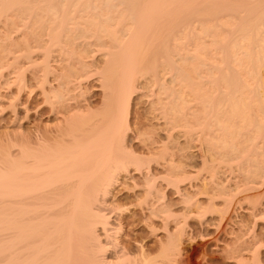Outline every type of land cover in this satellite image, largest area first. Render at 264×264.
Returning a JSON list of instances; mask_svg holds the SVG:
<instances>
[{
	"label": "bare ground",
	"instance_id": "6f19581e",
	"mask_svg": "<svg viewBox=\"0 0 264 264\" xmlns=\"http://www.w3.org/2000/svg\"><path fill=\"white\" fill-rule=\"evenodd\" d=\"M10 8L20 10L17 13L22 10L33 13L30 16L28 11L26 15L24 12L20 14L23 18L22 14L34 18L39 25L33 29L37 38L29 46L36 51L46 49L49 53V45L66 42L74 48L71 41L75 43L77 35L70 31L86 26L91 36L95 35V42L84 41L86 32L82 31L87 30L85 27L77 37L84 36V42L79 45L76 40L79 47L75 43V52L84 55L85 47L88 50L90 45L112 47L103 58L111 66L109 72L113 71V75L107 81L109 94L104 102L105 113L101 112L99 116L94 113L91 118L88 115L86 124L79 119L87 125L86 128L84 124H81L84 128L74 126L66 133L67 137L54 143L47 140L51 136L47 130H39L36 136L33 135L35 138L24 136L17 148V144H13L15 149L6 146L7 149L0 154V264L179 263L181 245L173 237L177 231L171 234L165 229L166 206L162 202L144 206L148 218L163 223L162 229L168 234L164 238L158 237L156 251L143 245L127 247L116 240L120 228L119 215L115 212L118 207L108 202L109 186L120 170L131 165L137 166L138 170L141 166L140 158L126 150L120 136L127 125L129 92L135 86L138 73L152 71L153 80L159 84L158 92L171 96L168 98L167 95L170 110L178 109L182 113V107L193 98V102L199 99L200 108L208 104L202 111L209 106V113L206 112L209 116L206 115L205 121L202 118L204 125L198 124L204 128L213 119L212 122H216L213 127L217 124L222 134L216 136V131L214 140L204 130L215 141L214 147H219L218 151H212L211 143L210 150L206 146L207 151L225 158L222 161L226 165L229 158L234 157L237 161L242 158L249 168L245 170L241 163L244 169L241 172H246V178L250 173L256 177L264 170V0H0V18ZM42 15H45V21ZM47 28L50 31L46 37L48 40L42 36ZM190 42L195 43H192L193 48H189ZM186 43H189L188 47L183 51ZM186 48L192 49L188 51ZM46 57L44 71L50 69ZM82 60L79 57L78 63L85 69L87 66ZM159 67L169 76L159 75L162 73ZM77 68H71L72 74L80 73ZM158 75L164 78L161 80ZM203 85L211 86L210 92ZM185 96L193 98L187 100ZM210 152H207L209 161L214 154L210 158ZM217 157L213 156L214 162H218ZM222 161L217 163L218 166ZM174 174L178 173L174 171L172 176ZM148 178L151 177H145V180ZM173 178L177 180L175 176ZM249 179H245L249 181L245 182L246 190L243 187L244 192L240 190L238 193L247 194L254 190L256 180L253 183ZM250 181L255 184L253 187L248 185ZM149 186L145 189L146 195L153 188V185ZM216 189L217 195L223 198L231 194L223 187ZM238 193L234 194L237 196ZM251 194H247L248 198ZM252 238V242L243 241L230 249L231 257L237 258L236 264H260L259 252L254 247L259 241L255 236Z\"/></svg>",
	"mask_w": 264,
	"mask_h": 264
},
{
	"label": "rangeland",
	"instance_id": "374dc122",
	"mask_svg": "<svg viewBox=\"0 0 264 264\" xmlns=\"http://www.w3.org/2000/svg\"><path fill=\"white\" fill-rule=\"evenodd\" d=\"M17 11L19 12L20 10ZM17 11L15 9L11 10V8L6 9L0 18V49H5L0 50V154L9 145L10 148L8 149H12L11 146L13 144H17V148L24 136L35 138L36 132L39 130H47L49 132L51 136H47L48 141L52 143L58 142L61 138L67 137L66 133L70 129H74V126L82 128V125L87 123L88 115L89 117H93L94 113L96 114L95 116L102 115L106 111L104 102L108 99L109 94L107 90L109 87L108 79L110 75H113V71L109 72L111 71V66H108L105 57L103 58V54L112 51V47L105 45L107 48L105 46H100L102 47L100 48L90 45L88 50L87 47H85L86 49L83 48L86 50L84 55L82 53L83 56L80 52H75L76 40L79 42V45L81 41L84 42L86 39L91 44L95 42V35L91 36V31L86 26L89 32L83 30L84 26L83 29L73 28L70 31L71 34L77 35L75 43L71 41L74 48L72 44L66 42L54 44L53 46L49 45V53L46 49L36 51V48L29 46L37 38L34 34L36 32L33 29H36L39 25L34 18L25 17L28 14V10L20 12L25 13V15L22 14L24 18ZM28 12L29 16L33 14L30 10ZM42 19L45 21V15H42ZM82 19L80 21H83ZM81 31L83 33L86 32V37H82L85 39L84 41L81 37V39L77 38ZM49 33L48 28L44 30L42 36L45 38H43L49 37ZM79 36H82V34ZM192 43L190 42L191 46L189 45V48L195 44L193 43L192 45ZM78 44L77 47H79ZM188 44H184L183 51H185V47H188ZM98 49L102 50L99 51ZM40 50L41 55L39 54ZM106 50L108 51L106 52ZM43 51L46 52V56L50 55L46 57ZM26 53L29 55L26 56ZM42 53L47 58L45 61L49 62V70L44 71L43 69L45 57ZM79 57L86 64L85 66L87 67H84L85 69H82L79 65ZM71 65L75 68L78 67L77 69L80 73H76V75L72 74ZM158 69L162 72L159 75H165V78L169 76V73L166 72L165 74L160 67ZM139 74H137L138 77L136 76V81L134 82L136 88L134 89L135 86H133V89L129 92L127 125H125L124 132L122 131L120 136L121 142H125L126 150L140 158L141 163L139 165L141 166H139L140 168L138 167V170L137 166L133 165L128 166L126 170H120L118 176L113 179L112 184L109 186V197H107L108 202H111L109 204L120 208L115 210L116 215H119L117 221L120 223L119 232L117 231L118 234L116 233V240L127 247L128 245L133 247L143 245L145 248L156 251L154 249L158 248V237L164 238L168 235L166 234L167 232H172L171 234H173L177 231L176 235H173L177 241L179 240L178 242L181 245L179 255L181 259H179V263L177 264H236L237 258L233 259L231 257L230 252L232 250L230 249L235 245L238 246V243L239 245L242 244L243 241L245 243L247 241L250 242L253 239L252 237L255 236L259 242H255L254 247L259 252L260 264H264V170L261 172L262 174L260 173L255 177V174L250 173L248 169L247 177L249 173L250 177L246 178V172H241L244 171L242 169L243 165L245 168L247 167L241 161L243 160L242 158H240V161L235 160L234 157L231 160L229 158V164L226 165V160L225 164H223V158H219L220 155L218 153L212 152L217 150V148L219 149V147H214V145L216 146L214 140H216V136L222 134L220 133L222 129L216 124L214 127H217V130L215 129L214 131L213 124L216 122L213 123V119V122L210 120L208 123L211 126V130L207 124L203 126L204 128L199 125H204V122L201 120L202 118L204 121L206 120V112L210 110V107L207 106L206 111L203 109L205 112L202 111V108H206L208 104L202 103L203 105L200 108V104L198 105L199 99L196 98V101L193 102L195 100L193 96H185L186 98H184L187 100L193 99L186 103L188 108H186L187 105H184L186 107H182V113L178 109H174L175 115L170 110L171 108L169 109L168 107L169 101L167 100L171 97L170 94L165 93L163 95V93L158 92L159 84L153 80L152 76L154 72L143 71L140 74L141 76ZM163 78L164 76L160 79L162 80ZM205 86L208 88L207 91H209L211 86L203 85V87ZM210 90L212 91V89ZM176 110L178 111L176 112ZM178 113L183 115L184 118L181 119L182 116H178ZM172 117H176L177 119L173 118V120ZM79 119L86 122L83 123ZM73 120L76 121L74 122ZM173 122H175V125ZM85 124L84 127L87 126ZM206 126L208 129H205ZM61 128L62 131L60 130ZM204 130L212 139H215L212 140L209 135L204 133ZM208 130L210 133H208ZM216 131H218L217 135ZM206 137L209 138L207 139ZM211 143H213V146L211 145L213 148L210 152L211 148L209 147ZM206 146H209L208 151ZM13 148L15 149V146ZM207 152H210V158L212 153L217 154L218 157L214 154L212 155L219 159L216 158L218 162L216 160L214 162L215 158L213 156L210 162ZM219 161H222V163L218 166ZM203 162L205 163L203 164ZM174 171L176 174L178 173L177 175L174 174L177 180H172L175 179L172 176V172ZM244 173L245 175H243ZM260 176H263V180ZM145 177L151 178H148L147 182ZM249 178L252 179L253 183L256 180V185L252 181L248 184L249 186L252 184L251 187L255 185L253 187L254 190L251 188L252 190L247 192V194L252 193L250 197L254 195L252 198H248L246 192L242 194L238 193L240 190L243 191L245 182L249 183V181H245V179L248 180ZM168 180L172 181L169 182ZM203 182L204 184H202ZM147 183L151 184V186L153 185V188L151 189V193H147L146 195L145 189L149 186ZM217 186L219 188L223 187L226 190L228 189V191H231V194L226 195L224 198L219 194L217 195ZM255 190L258 191L255 192ZM259 191H261L260 194L258 193ZM235 192L236 194L238 193L237 196L234 194ZM232 193L235 197L232 196ZM254 198L257 200L256 202ZM246 199L249 200L247 201ZM156 201L166 206L165 220L167 224L165 220L164 222L167 225L165 228L168 230L167 232L162 229L164 228L163 223L157 219L155 220V218H148V215L145 213L144 206L156 205ZM225 201L228 203H225ZM258 202L261 204L258 205ZM140 206H143V209ZM225 211L227 215H225ZM244 257H249V255H244Z\"/></svg>",
	"mask_w": 264,
	"mask_h": 264
}]
</instances>
